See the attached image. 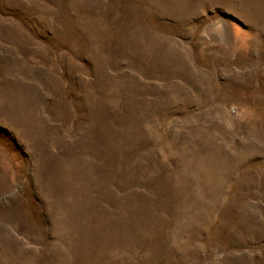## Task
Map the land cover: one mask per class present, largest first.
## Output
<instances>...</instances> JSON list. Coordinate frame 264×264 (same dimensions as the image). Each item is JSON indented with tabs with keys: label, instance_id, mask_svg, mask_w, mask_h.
Listing matches in <instances>:
<instances>
[{
	"label": "rangeland",
	"instance_id": "obj_1",
	"mask_svg": "<svg viewBox=\"0 0 264 264\" xmlns=\"http://www.w3.org/2000/svg\"><path fill=\"white\" fill-rule=\"evenodd\" d=\"M0 264H264V0H0Z\"/></svg>",
	"mask_w": 264,
	"mask_h": 264
}]
</instances>
